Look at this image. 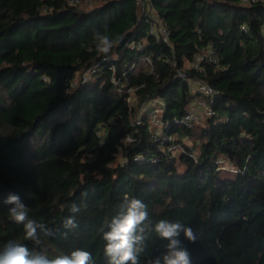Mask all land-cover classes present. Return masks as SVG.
Instances as JSON below:
<instances>
[{
    "label": "trees",
    "instance_id": "trees-1",
    "mask_svg": "<svg viewBox=\"0 0 264 264\" xmlns=\"http://www.w3.org/2000/svg\"><path fill=\"white\" fill-rule=\"evenodd\" d=\"M145 7L0 0V248L15 239L49 258L82 249L108 264L103 232L127 196L148 213L138 264H164L162 219L193 230L195 242L176 237L190 264H264V0ZM155 15L167 41L150 31ZM97 33L112 39L108 54L95 50ZM209 51L216 60L195 66ZM201 100L205 123L184 122ZM9 195L54 235L25 240ZM69 216L77 228L64 227Z\"/></svg>",
    "mask_w": 264,
    "mask_h": 264
},
{
    "label": "clouds",
    "instance_id": "clouds-1",
    "mask_svg": "<svg viewBox=\"0 0 264 264\" xmlns=\"http://www.w3.org/2000/svg\"><path fill=\"white\" fill-rule=\"evenodd\" d=\"M96 39L98 43L95 50L101 54H108L113 47V41L109 35L97 33ZM82 195H87V193H82ZM124 201L126 211L112 217L108 230L103 232L104 255L108 259V264H138V253L143 251L142 248L137 247V244L143 239L138 233L144 231L142 224L148 218L146 205L138 198L126 196ZM3 203L11 205L9 208L11 219L23 225L25 240L39 245L42 238L54 235L52 228L30 218L29 208L21 202L18 195H9ZM71 211L76 213L80 211V208L73 203ZM63 224L68 229L78 227L75 216L66 217ZM181 230L187 240L195 242L196 235L193 230L178 221L169 222V220L162 219L155 223L157 236L169 241L167 245L169 252L163 257L164 264H190L188 251L181 247L180 241L176 239ZM0 264H92V255L88 251L76 249L70 254L61 253L49 258L46 255L33 253L27 244L11 239L0 248ZM155 264H160L159 260Z\"/></svg>",
    "mask_w": 264,
    "mask_h": 264
},
{
    "label": "built area",
    "instance_id": "built-area-1",
    "mask_svg": "<svg viewBox=\"0 0 264 264\" xmlns=\"http://www.w3.org/2000/svg\"><path fill=\"white\" fill-rule=\"evenodd\" d=\"M69 2L73 3V4H76V3H79L80 0H68ZM243 2H246V3H252V2H256V1H259V0H242ZM136 2L141 6L142 8V11L145 13L147 10H146V7H145V4L147 2H149V0H136ZM155 18H157V20H155L154 22H152V26H151V29L150 31L151 32H154L158 35H162L163 36V39L164 40H168V31L166 29V26L163 24V22L160 20V18H158L157 15H155ZM149 62L151 61L149 58H146ZM203 60H208V61H215L216 59L214 58L213 56V52L209 51V52H205V53H201L197 56L196 58V61H195V66H199L201 64V62ZM112 69H114L115 67L114 66H111ZM96 71L95 68H91L87 71L84 72L83 76L85 78H88L91 74H93L94 72ZM134 89L132 87L130 88H127V92H132ZM198 90L200 92H203L205 93L206 95L210 96V97H214L216 91L215 89L210 86L209 84L205 83V82H198ZM198 107H202L204 109L207 110V113L208 114H211L212 113V109L210 108L209 105L206 104V102L204 100H201L199 101V104H198ZM198 116V113L192 109L190 111V113H188L183 121L184 122H188L190 120H194L195 118H197ZM151 119L153 121H156V122H159V118L157 116L156 113H151Z\"/></svg>",
    "mask_w": 264,
    "mask_h": 264
},
{
    "label": "rangeland",
    "instance_id": "rangeland-1",
    "mask_svg": "<svg viewBox=\"0 0 264 264\" xmlns=\"http://www.w3.org/2000/svg\"><path fill=\"white\" fill-rule=\"evenodd\" d=\"M100 3V0H80V2L78 3L79 4V6L81 7V8H85V9H90V8H92V7H94L95 5H97V4H99ZM200 108V111L201 112H197L198 113V116H197V118L198 119H200L198 122H199V124H203V123H205V121H206V118H207V116H208V113H207V110L206 109H204V108H202V107H199ZM202 109V110H201ZM153 126V125H152ZM155 126V125H154ZM158 127V129L160 128L159 126H157ZM186 143L188 144V145H190V146H192L193 145V142L192 141H189V140H187L186 139ZM228 168H231V166L230 165H226Z\"/></svg>",
    "mask_w": 264,
    "mask_h": 264
},
{
    "label": "crops",
    "instance_id": "crops-1",
    "mask_svg": "<svg viewBox=\"0 0 264 264\" xmlns=\"http://www.w3.org/2000/svg\"><path fill=\"white\" fill-rule=\"evenodd\" d=\"M193 109H194L196 112H201V111H200V108H199L197 105L194 106ZM201 110H202V109H201Z\"/></svg>",
    "mask_w": 264,
    "mask_h": 264
}]
</instances>
